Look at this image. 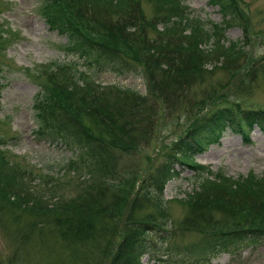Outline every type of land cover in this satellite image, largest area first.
<instances>
[{
	"label": "rangeland",
	"instance_id": "1",
	"mask_svg": "<svg viewBox=\"0 0 264 264\" xmlns=\"http://www.w3.org/2000/svg\"><path fill=\"white\" fill-rule=\"evenodd\" d=\"M237 1L249 35L246 37L247 31L236 23L227 29L226 36L231 41L243 40L248 44L245 54L227 65L215 56L198 54L196 63L200 69L183 71L180 84L183 89L166 96L163 89L175 87L177 83L165 81L164 67L168 60L156 56L155 59L147 46L152 48L151 39L160 36L162 17L170 12V0H139L134 7L138 17L147 23L140 27L142 34L138 40L129 44L141 48L140 57L148 56L154 61L150 67L155 71L150 78L141 73L145 71V64L142 69L139 63L133 62L127 70L115 72L98 66L91 57L84 60L71 52L66 47L67 36L46 22L42 14L44 0H0V44L3 45L0 50V148L3 151L0 158L18 177L12 182L6 173L0 175V264H109L127 231V224L134 222L127 218L128 212L133 214V219L149 224L151 229L146 238L157 250L151 249L149 253L161 258L156 260L146 253L143 264H264V239H259V243L243 241L231 252L205 251L206 231L228 230L234 225L248 227L253 223L251 219L246 220L237 204L238 209L230 213L217 204L192 206L184 201L199 190L198 183L208 173L223 172L231 179H242L254 171L264 179V131L256 127L250 141L245 142L240 133L228 128L219 143L210 144L195 157L194 161L205 169L179 163L175 168L180 175L168 181L160 199L146 193L150 191L147 189L151 176L160 175L169 148L195 118L215 107L218 109L229 99L246 110H264V0ZM182 2L180 7L188 8L187 13L190 11L192 18L205 22L208 28L212 22L223 21V13L210 0ZM100 10L103 16L118 18V13L111 15L106 8ZM82 29L98 39L105 37L108 30ZM184 36L179 33L175 38ZM109 37L110 33L104 41ZM198 47L204 51L212 43H201ZM59 66L62 67L58 73L60 82L80 87L75 96H64L66 106L60 111L63 119H74L75 129L104 136L99 132L103 128L99 117L90 102L83 100L91 90L112 97L110 87L145 99L138 117L133 120V126L139 130L138 141L127 148L109 144L116 153L111 167L116 176L114 181L135 177L136 183L127 191H118L111 187L110 180L104 179L107 176L95 172L101 202L100 207H91L85 222L75 208L83 200L92 203L93 194L88 186L95 183L93 176H89L86 166L79 170L69 168V161L77 157L74 145L42 138L37 132L41 122L35 106L37 96L46 82L51 83L50 74L56 78ZM248 69L255 70L246 73ZM127 99L134 101L132 97ZM217 190L203 193L204 198L213 197ZM128 198L126 212L116 215L119 210L116 204ZM69 200L70 212L50 208L53 203Z\"/></svg>",
	"mask_w": 264,
	"mask_h": 264
},
{
	"label": "trees",
	"instance_id": "2",
	"mask_svg": "<svg viewBox=\"0 0 264 264\" xmlns=\"http://www.w3.org/2000/svg\"><path fill=\"white\" fill-rule=\"evenodd\" d=\"M138 2L139 0H44L42 14L52 29L66 34L67 48L71 52L79 54L84 60L91 57L98 66L115 72L127 70L126 68L131 67L133 62L139 63L142 69L145 64L146 72L141 71V73L148 74L147 77L150 78L155 71L150 67L154 61L149 60L148 56L146 59L140 57L141 48L129 44V42H134V39L138 40L140 33L142 34L140 27L142 28V24L147 23L146 19L139 18L136 14L137 10L134 7ZM170 3V12L162 17L164 22L163 30L160 29L162 32L158 33L160 36L156 40L151 39L152 48L149 44L147 46L154 58L156 56L157 59L166 58L168 60L164 67L165 81L177 83L174 85L175 87L163 89L167 92L166 96L183 89L180 86L184 79L181 78L183 71L192 72L194 70L193 72H195L200 69L201 66L196 63L198 54H204L206 57L215 56L221 63L227 65L229 61L242 57L248 45L244 44L243 40L231 41L226 36L227 29L236 23L242 26L244 31L246 30L245 16L237 0H210V4L219 7L223 13V21L212 22L210 28L205 25V22L201 23L199 19L192 18L191 12L187 13L188 8L180 7L183 3L182 0H177L176 4L170 0ZM100 8L108 9L109 12H112L111 15L118 13V18L113 20L110 19V16H103L101 10L99 11ZM72 9L76 11V18H73L74 11ZM100 27L108 29L106 36L101 39L91 37L82 29L100 31ZM109 33V39L104 41ZM179 33L185 34V36L175 38V35ZM248 35L247 31L246 37ZM207 42L212 43V47L200 51L198 45ZM2 47L3 45L0 44V50ZM251 70L255 69H248L246 73ZM59 72H62L60 66L57 69L56 78L50 74L48 80L51 83L46 82L42 86L43 90L39 93L36 103L41 121L38 132L43 138L64 140L68 144L76 145L77 158L71 160L70 167L79 169L86 166L89 176H93L92 179L95 180V183L88 186L93 194L92 203L90 200H83L75 208L80 212L81 221L85 222L84 217L89 214L91 207H100L101 194L98 192L100 185L97 183L98 178L93 175L95 172H100L99 176L102 174H104L103 177L107 176L104 179L110 180L111 187L118 191H127L128 187L135 184V177H124L119 182L114 181L116 176L111 167L114 166L116 153L109 144L112 147L127 148L133 146L136 139L138 141L139 130L133 126V120L138 117L139 109L145 99L136 93H131L133 95L128 96L129 94L122 93V89L110 87L109 89L114 93L112 97L102 96L94 90L89 91L83 100L90 102L91 108L96 117H99V123L103 127L99 129V132L104 136H95L89 130L75 129L74 119H63L60 114V111L66 106L64 96H75L76 89L80 87L73 86L69 82H60ZM149 83H153L152 80H149ZM149 89L151 94H154L152 87ZM90 94L91 96H89ZM130 97L134 98V101L127 99ZM126 106L131 107L127 108ZM216 108L210 114L195 118L187 131L169 148L167 161L163 164L160 175L155 177L153 174L150 178L147 189L150 191L146 192L149 197L157 196L156 198L160 199L168 181L180 175L181 172L175 168L179 163L200 168L199 165L193 163L196 155L204 152L210 144L220 142L224 131L228 128L240 133L246 141H250L249 135L254 128L258 127L264 131V110H246L239 103L230 99L225 105L222 104L218 109ZM4 173L8 180L16 181L15 177L9 174L4 161L0 158V175ZM198 189L195 193L189 194L184 201L189 202L192 206L205 203L217 204L230 213L240 208L239 210L245 215L246 220L251 219L253 222H250L248 227L234 225L228 230L206 231L205 247L207 250L230 252L232 248L238 249L243 241L259 243L261 241L259 239H264L263 178H259L254 172L242 179H231L223 174H216L212 178L204 176L198 183ZM214 190L217 191L213 197L204 198L203 193ZM86 191L88 194L89 191ZM20 195L23 196L22 192ZM13 196L16 195L13 193ZM38 201L40 200L37 199ZM123 201V203L116 204V207L119 208L116 214L118 216H122L128 209L126 206L129 205V198ZM159 204L163 203L159 202ZM70 205L71 200L66 203H53L50 208L54 211L66 210V212H70ZM98 211L103 212L101 209ZM127 218H132L134 222L127 224V231L111 255L109 264H143L141 260L143 255L151 252V249L157 251L146 238L151 229L149 224L143 220L133 219V214L129 212ZM67 221L65 220V224L68 226ZM149 254L156 260H161L156 253Z\"/></svg>",
	"mask_w": 264,
	"mask_h": 264
}]
</instances>
